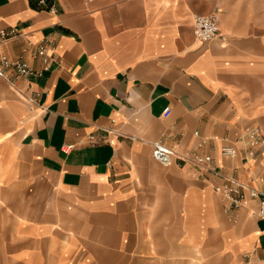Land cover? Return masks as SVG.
I'll use <instances>...</instances> for the list:
<instances>
[{
	"label": "crops",
	"instance_id": "crops-1",
	"mask_svg": "<svg viewBox=\"0 0 264 264\" xmlns=\"http://www.w3.org/2000/svg\"><path fill=\"white\" fill-rule=\"evenodd\" d=\"M40 1L0 0V50L39 74L0 79V264H264V0ZM226 178L259 196L231 207Z\"/></svg>",
	"mask_w": 264,
	"mask_h": 264
},
{
	"label": "built area",
	"instance_id": "built-area-1",
	"mask_svg": "<svg viewBox=\"0 0 264 264\" xmlns=\"http://www.w3.org/2000/svg\"><path fill=\"white\" fill-rule=\"evenodd\" d=\"M40 4L44 6L47 5L43 0L40 1ZM49 10L54 11V7L49 6ZM193 35L199 42H207L215 39L224 42L226 39L219 31L218 20L215 15H195L193 18ZM22 36L21 29L0 28V47L10 40L18 39ZM45 42L47 41L45 40L44 43ZM28 44L33 46L32 43ZM35 50V56L42 58L44 70H47L50 66V59L44 45H36ZM34 74L38 73H34L28 63L21 57L11 58L0 50V79L12 84L13 80L26 78ZM30 102L32 103L33 101L30 99ZM104 130L108 135H117L112 129ZM195 135L197 134L195 133ZM244 138L250 149H259L264 146V140L257 127L249 129ZM92 142H94V137L89 136L88 143L91 144ZM67 148H71V146H67ZM219 153L223 158H232L236 155V149L232 146L225 145L219 149ZM151 157L154 161L163 166H168L172 158L176 157L181 163L191 164L199 171L213 172L216 175H220L218 171H212L210 157H202L197 154L178 155L172 149L159 142L153 144ZM226 181L227 183L219 187L218 191L225 196L231 207H239L244 199V194H247L248 197L252 199L259 196L257 191L236 182L232 178H226ZM258 217L261 220L264 231V194L259 198Z\"/></svg>",
	"mask_w": 264,
	"mask_h": 264
},
{
	"label": "rangeland",
	"instance_id": "rangeland-1",
	"mask_svg": "<svg viewBox=\"0 0 264 264\" xmlns=\"http://www.w3.org/2000/svg\"><path fill=\"white\" fill-rule=\"evenodd\" d=\"M260 130V129H259ZM261 132V131H260ZM262 135V134H261ZM263 140H264V137L262 136ZM198 171V169H196ZM199 172V171H198Z\"/></svg>",
	"mask_w": 264,
	"mask_h": 264
}]
</instances>
